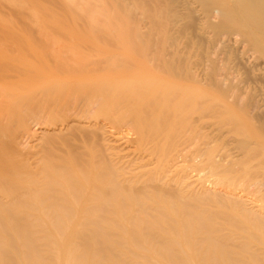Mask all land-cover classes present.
I'll use <instances>...</instances> for the list:
<instances>
[{
  "label": "bare ground",
  "instance_id": "bare-ground-1",
  "mask_svg": "<svg viewBox=\"0 0 264 264\" xmlns=\"http://www.w3.org/2000/svg\"><path fill=\"white\" fill-rule=\"evenodd\" d=\"M144 1L160 38L130 17L137 0L64 1L89 26L114 15L37 64L0 30V264H264V215L234 191L260 182L264 108L248 116L208 70L236 34L264 71V0ZM209 124L238 142L236 170Z\"/></svg>",
  "mask_w": 264,
  "mask_h": 264
},
{
  "label": "rangeland",
  "instance_id": "rangeland-1",
  "mask_svg": "<svg viewBox=\"0 0 264 264\" xmlns=\"http://www.w3.org/2000/svg\"><path fill=\"white\" fill-rule=\"evenodd\" d=\"M64 1H66L67 3H72L73 0H64ZM64 1L63 0H0V30H1V32L5 33V34H7V35H9L11 37H13V36H18L19 37L17 42L14 41L15 43H12V44H9V45H11L12 48H15L16 50L24 53L27 57H29V59H31L32 61H34L35 64H37V63H39V60L41 59V57L43 55L44 56L42 57V59H44V58L47 59L45 55L46 54L48 55V52L50 51L48 49H52V50L54 49L55 51L58 49L59 46H57L56 44H55V46H54V44H51V45H53L54 47L57 46L56 47L57 49L54 48L53 46L49 45L50 44V41H54V40H58L59 41V40H62V41H64V43H67L69 41L67 40V42H65V40L66 39H72L74 36H77L78 32L83 31L82 29L79 30V28H82V27L83 28L84 27L85 28H87V27L90 28L91 27V31H86V32L87 33L93 32V30H96L97 28H99V26L100 27L101 26L102 27L106 26L108 21H105V20L107 19V17H111L112 14L114 13V12L111 13V10H110V12H108L109 14H111V16H110L109 14H106V11L103 12V10H101L100 14H99V12L96 13L98 15L94 14V16H95L94 19H96V21H99V24L97 22L96 25L97 26L99 25V26L96 27L94 24H92L91 26H89L90 24L83 23L82 21L79 20V19H83V18H80V16L78 15V13L74 14L75 12H73L71 9H70L71 11H68L67 10L68 8L65 9L66 8V5H65ZM140 1L145 2L144 0H140ZM140 1L137 0V3L136 4L133 3V5L131 7V12H129V15H131V13H132L133 16L135 17L136 15H141L142 14L143 16L142 15L141 16H136V18L139 17V19H140V20L138 19L139 21H141V20L144 19L142 21L143 23L142 22H139L138 23L139 27H141L142 30H146V31L147 30L148 31L149 30L152 31V29L154 30L152 32H156L157 31L156 32L157 34L156 33H153V37L155 36V38H160L161 34L159 36V33H158L159 32V29L157 28L158 25H156V24L155 25H152V24L156 23L155 20H154V23L150 24L152 22V21L149 20V16H151V14H148L147 13L148 11H145L146 8H143L144 6L141 5V4H144L145 5V3H142ZM134 2H136V1H134ZM139 2L141 4H138ZM61 3H63V4H61ZM135 5H137L138 7L135 8L136 7ZM138 8H141V10L138 9ZM143 9H145V10H143ZM102 12L106 16L101 15ZM135 13H137V14H135ZM146 14H148V16ZM144 16H146L147 18L144 17ZM97 17H98L99 20L97 19ZM130 17H132V15ZM103 18H105V19H103ZM111 18H108V19L110 20V22L113 21L110 24V25L113 26V25H115L114 23H116V22H114V20L111 19ZM127 18H129V17H127ZM136 18H130V19H136ZM100 19H102V20H100ZM150 19L152 20L153 18H150ZM138 20H135V21L138 22ZM93 21H95V20H93ZM85 22H86V20H85ZM104 22H105L106 25L103 26L102 24ZM117 23H120V22H117ZM144 25L147 28L144 27ZM149 25H152L154 27L149 26ZM148 27L150 29H148ZM88 28L87 29H84V31L85 30H88ZM154 28H156V29H154ZM84 33H82V34H84ZM160 33H161V31H160ZM207 35H208V32H207ZM153 37H152V39H153ZM193 38H195V36ZM233 38H235V39H233V41H232V39L230 41H228L227 42L228 45H226V46L220 45V42H219L218 43V47H217V43L214 45V47H212L213 49L210 50L211 51L210 52L211 55L209 53V55L211 56V58H209L208 63L211 64L212 62H214V63H212V67H214L213 65H215L216 68L215 67L212 68L208 64V67H211V68H208V70L209 69H211V70L213 69V71H216V72H213L216 75L215 79L216 80L217 79L219 80L220 78H222V82H221V80H219V81H220L221 85H225L223 87H226V89H229V93H231V89H234L235 88L233 90V93H236L235 95L237 96V98L240 97L238 99V101H237V98L235 96L237 102H239L240 100H242L240 102H243V101L247 102L248 100H252V101H250V102H253L251 104L252 105L256 104L255 106H252L251 105L250 106L251 108L248 105H246V107H244V109L245 108H247V109H245V111L243 110L244 112L247 111L246 114L247 113L250 114V113H252V111H255L257 109L255 112H253V113H256L257 111H260L262 109V108H260L261 105H262L261 107L264 108V106H263L264 105V87H263L264 86V79H263V77H264V71H262V67H261L262 66V63H263V60H262V58H256L257 56L252 52V50H250L247 47V45H246L245 42H242L240 40L239 36H237L235 34V36H233ZM196 39L197 38H195L194 41H197V42L192 41L193 39L189 41L190 43L193 42L192 44H194V46L192 45L194 47V48H192L193 50L191 49V51H193L194 53L193 54H190L192 57L193 56H197L198 57L199 54H200V52H201L200 51L201 49L200 50L197 49L196 45H198V44H196V43L202 42L201 41L202 39H200V40H198V39L196 40ZM234 40H236V41H234ZM38 41H41L43 43H39ZM45 41H46V43H45ZM62 41H59V42L61 43ZM182 41L183 42L181 44H185L186 43V42L184 43L185 38H182ZM60 43H58V44H60ZM40 44H42L43 46L40 45ZM199 44H202V43H199ZM203 44H204V42H203ZM203 44H202V46H204ZM233 45H235L236 47L233 46ZM220 46L225 47V48H222ZM228 47H230V48H228ZM220 48H222V49H220ZM195 52H196V55H195ZM41 53H42V56H38ZM225 53H228V54H225ZM216 54L217 55H220V56H216ZM226 55H230V56H226ZM213 58H216V59H213ZM219 58H221V59H219ZM234 59H236V60H234ZM210 60H212V61H210ZM223 69H224V71H223ZM228 75H229V77H228ZM226 77H228V78H226ZM233 78H235V79H233ZM258 80H259V82H258ZM219 81H217V82H219ZM230 84H232V86ZM237 84H240L241 86L240 85H237ZM261 85H263V86H261ZM247 86H249V87H247ZM252 89H253V91L251 92ZM240 94H243V95H240ZM251 94H253V95H251ZM244 95L246 97H243ZM249 98H252V99H249ZM240 102H239V104L242 105ZM255 107H256V109H255ZM248 109L249 110L251 109L252 111H248ZM263 110L264 109H262L261 112H263ZM261 112L260 113L258 112L259 113L258 115H261ZM262 114H263V117H264V113H262ZM255 115L256 114L248 115V116H255ZM258 118H260V117L258 116ZM251 119H252L251 120L252 122L253 121L255 122V119L257 120V118L254 119V117H251ZM260 119H262V118H260ZM99 121H98V123L103 126V128L106 130V133L108 134L109 133L107 131L108 128H109L108 123L106 121H104L103 119L102 120L99 119ZM68 123L71 124L72 122H67L66 124H63V127L60 128V129L58 128L59 127L58 125L52 126V127L49 126V128H48L46 125H44L45 126L44 127L42 125H40V126L38 125L37 126L35 124H31L30 125V130H31L30 132H33L34 133V137H39V138H40V136L41 137L42 136H45L47 133H49V134L52 133L55 136L54 137L52 135L53 138H57L58 137L57 139H60L59 138L60 136L61 137H63V136H69V134L71 135V133L75 132L74 131L75 129H73V132H72V129L70 130L71 127L70 128L67 127V125H69ZM211 125H213V124H209V127H212V128H210V130H214V131H211V133L213 132L212 134H214L216 132L219 133V130L220 129H221L220 130V133H225L224 131H226V129L223 130V128H225V127H223V128L220 127L218 129V128H215L217 125H215L214 127L211 126ZM215 130H216V132H215ZM41 131H43V133ZM207 132H209L208 129H207ZM44 133H45V135H44ZM211 133H209V134H211ZM226 133H228V131H226ZM226 133L223 134V135L224 136L225 135L229 136ZM64 134H66V135H64ZM229 134L231 135L230 132H229ZM216 135H218V137ZM219 135H222V134H214V136L211 137L213 141L212 140H209L210 139V137H209L210 135H209L208 136V138H209L208 139V141H209L208 144H210V146H211L212 145L211 142L213 143L214 141H217V138H218V140H220V141H218L219 143H221V140L223 141V139H224L225 140V142H224L225 145H223V142L221 143L222 145L221 144H217L218 142H214L213 143V146H215V144H216V145H218L217 148L223 149L221 151H215V153L217 154V152H219L217 154V156H220V155H223L224 156L223 159H225L224 161H225V165L226 166H229V164L226 163V162H229L230 163V167L231 166L233 167L234 166L233 163L237 162L238 160H239V162L242 161V159H243L242 157H244V155L242 153H240V150L241 149H236V148H239V146L238 147L235 146V145H237L236 143H238L236 141V139H234V140L231 139L233 135H231L230 137H227V136L224 137L222 135L223 136L222 137L223 139ZM48 136H50V135H48ZM42 138H44V137H42ZM50 138H51V136H50ZM30 139H32V137L31 138H25L23 140L22 145L24 147H27V144L30 145L31 142H32ZM52 140H55V139H52ZM58 143H61V142L59 141ZM231 143H232V145H231ZM220 145H221V147H220ZM229 145H231V146L228 148ZM224 147H226V149ZM219 149H217V150H219ZM235 149L237 151H239V152H237ZM221 152H223V153L220 154ZM224 153H225L226 156L224 155ZM229 153H230V155H229ZM235 153H237V154H235ZM231 155H233V156H231ZM225 157L227 159H229L230 161H231L232 158L238 159V160L235 161V162H234V160H233V162L232 161L230 162V161L226 160ZM229 157H231V158H229ZM261 157H263V159H264V156H261ZM261 157H258L257 159H261ZM263 159H261V161H263ZM254 162H256V161H254ZM259 162H260V160H259ZM251 163H253V162H251ZM239 164H241V162ZM263 164H264V161L262 162V164L260 166V167H262V169L260 167H258L261 170L257 169V167H252L254 170H256V169L258 170V171L256 170L258 172L257 174L260 173L261 177L258 175V177L260 178V182L257 181L258 183L256 182L254 184L255 186H253V184H252L251 186H253V187H251V186H248L247 187L246 184H244L245 186L243 184H241L242 186H240L239 188L235 187V189L237 188L238 190H235L234 189V191L236 192V194H240V196H243L244 197V198H242V197L241 198L245 200L246 205L254 207L255 210L261 212L264 215V206H263L264 205V202H263L264 201V199H263L264 198V194H263L264 193V188H263L264 187V171H263L264 170V165ZM251 165H253V164H251ZM240 166L241 165H239V166L235 165L234 166L235 169H234V167L232 169L236 170V167H240ZM226 168H229V167H226ZM237 169H239V168H237ZM254 170H252L251 172L252 173H255L256 171L254 172ZM261 181H263V182H261ZM243 187H245V188H243ZM257 187H258V189H257ZM241 188L242 189H246V191L245 190H242ZM241 190H242V193H240ZM237 192H239V193H237ZM255 192H257V193H255ZM252 193H255V194H252ZM253 195H258V196L261 195L262 196V197L260 196L261 200H259L260 199L259 197L253 196ZM254 198H256V199H254ZM260 201H262V203H260ZM250 202H252L253 204L250 203ZM257 207H259V208H257ZM261 207H263V208H261Z\"/></svg>",
  "mask_w": 264,
  "mask_h": 264
}]
</instances>
